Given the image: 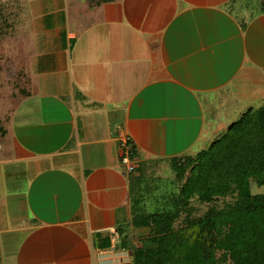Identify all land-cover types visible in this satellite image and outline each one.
<instances>
[{
  "label": "crops",
  "instance_id": "0c3cea01",
  "mask_svg": "<svg viewBox=\"0 0 264 264\" xmlns=\"http://www.w3.org/2000/svg\"><path fill=\"white\" fill-rule=\"evenodd\" d=\"M237 1L1 0L4 36L23 12L34 24L22 23L33 59L12 73L21 98L0 124V264H134L155 246L133 225V182L264 102V13L258 50Z\"/></svg>",
  "mask_w": 264,
  "mask_h": 264
},
{
  "label": "trees",
  "instance_id": "16d2710c",
  "mask_svg": "<svg viewBox=\"0 0 264 264\" xmlns=\"http://www.w3.org/2000/svg\"><path fill=\"white\" fill-rule=\"evenodd\" d=\"M129 145L134 158L131 140ZM178 160L173 164L178 182L188 170L190 176L176 212L133 219L134 226L149 229L148 241L155 244L136 250L134 264H264V193L250 190L252 183L264 186V102L244 112L207 149ZM229 196L234 197L228 201ZM193 202L206 205V213L194 218Z\"/></svg>",
  "mask_w": 264,
  "mask_h": 264
},
{
  "label": "rangeland",
  "instance_id": "374dc122",
  "mask_svg": "<svg viewBox=\"0 0 264 264\" xmlns=\"http://www.w3.org/2000/svg\"><path fill=\"white\" fill-rule=\"evenodd\" d=\"M8 0L5 4L8 7L15 6L13 3ZM261 1L262 0H239L238 3L235 4L234 9L235 16L240 18V23L242 24V29L244 32V36L247 42L251 38L252 43L254 42L258 50L262 49L260 45L262 43L259 38V32L262 31L260 26L255 24L254 17H258L261 14ZM1 3V0H0ZM1 4H4L1 3ZM20 4V3H19ZM24 6V4H20ZM6 11H4V7L0 5V67L2 70L0 71V124L3 125L9 121L11 117V113L14 107L15 99L21 98V92H19L20 88H23L22 81L18 79H14L12 77V73L14 70L20 71V67L23 66L29 59H33L32 54L30 53V45L31 42L27 36H25L26 32L21 31L22 23H27L33 25V20H29L30 17H26L23 12V20L24 22L19 23L13 20L14 28L16 34L18 36H4L5 30L7 27L4 25L7 22ZM21 18L19 19V21ZM9 23V21H8ZM37 24V22L35 21ZM12 24V21L9 23ZM240 24V25H241ZM258 26V27H257ZM28 34L30 33V26H27ZM257 29L259 32L256 33ZM25 33V34H24ZM256 34V35H254ZM16 38V39H15ZM263 45H264V38ZM17 51L20 52V55H17ZM248 51H251L248 49ZM28 55H30L28 59ZM27 64V63H26ZM13 94L15 95L13 97ZM260 106V104H258ZM256 106V107H258ZM4 128V127H3ZM205 144V142H204ZM197 150L196 147L193 149ZM195 156V155H190ZM187 157V156H185ZM179 158H175L170 162L171 168L169 170H164L161 172L160 170L156 171L154 174L146 173L142 178H140L137 182H133V195L138 204H136V210L139 211L138 215L141 214H151L157 211L164 212H176V205L180 198V189L182 184H184L190 176V170L187 171L182 180L177 178V172L173 166V164H179ZM251 193L253 195L264 193V186L257 187L253 183L251 185ZM235 196V195H234ZM234 196L227 197L226 200L232 199ZM195 211L193 212L194 218L201 216L206 213L207 206L199 205L196 202H193L191 205ZM180 227V225H179Z\"/></svg>",
  "mask_w": 264,
  "mask_h": 264
},
{
  "label": "built area",
  "instance_id": "2783aa9c",
  "mask_svg": "<svg viewBox=\"0 0 264 264\" xmlns=\"http://www.w3.org/2000/svg\"><path fill=\"white\" fill-rule=\"evenodd\" d=\"M130 138L128 136H121L119 139V145H120V158H121V164L125 167L126 173H132L136 169V160L133 158ZM113 238L112 241L117 238V232H112Z\"/></svg>",
  "mask_w": 264,
  "mask_h": 264
}]
</instances>
